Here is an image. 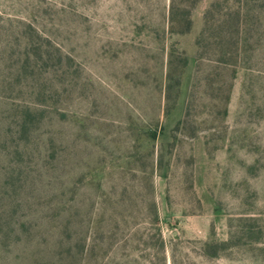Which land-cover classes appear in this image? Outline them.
Segmentation results:
<instances>
[{
  "label": "rangeland",
  "instance_id": "1",
  "mask_svg": "<svg viewBox=\"0 0 264 264\" xmlns=\"http://www.w3.org/2000/svg\"><path fill=\"white\" fill-rule=\"evenodd\" d=\"M175 3L0 0V264H264V0Z\"/></svg>",
  "mask_w": 264,
  "mask_h": 264
},
{
  "label": "trees",
  "instance_id": "2",
  "mask_svg": "<svg viewBox=\"0 0 264 264\" xmlns=\"http://www.w3.org/2000/svg\"><path fill=\"white\" fill-rule=\"evenodd\" d=\"M213 6V4L211 5ZM209 12V11H208ZM205 12L204 18L207 16V13ZM178 20L181 24V29L177 31L175 29V21ZM169 24H170V32L174 33H185L188 32L191 27V19H190V9L189 8H181V10H178L176 7L175 0H170L169 4ZM25 129V127H24Z\"/></svg>",
  "mask_w": 264,
  "mask_h": 264
}]
</instances>
